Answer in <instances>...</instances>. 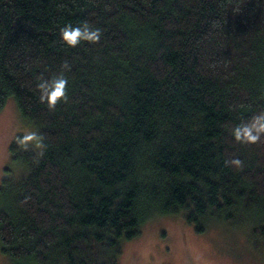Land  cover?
<instances>
[{
    "label": "trees",
    "instance_id": "obj_1",
    "mask_svg": "<svg viewBox=\"0 0 264 264\" xmlns=\"http://www.w3.org/2000/svg\"><path fill=\"white\" fill-rule=\"evenodd\" d=\"M9 99L34 130L0 183L10 264H119L163 217L264 242V0H0Z\"/></svg>",
    "mask_w": 264,
    "mask_h": 264
},
{
    "label": "rangeland",
    "instance_id": "obj_2",
    "mask_svg": "<svg viewBox=\"0 0 264 264\" xmlns=\"http://www.w3.org/2000/svg\"><path fill=\"white\" fill-rule=\"evenodd\" d=\"M24 127L14 99L0 113V183L15 139L32 135ZM0 264H10L0 254ZM119 264H264V242L248 221L215 225L197 234L180 217H163L141 228L139 238L122 244Z\"/></svg>",
    "mask_w": 264,
    "mask_h": 264
},
{
    "label": "clouds",
    "instance_id": "obj_3",
    "mask_svg": "<svg viewBox=\"0 0 264 264\" xmlns=\"http://www.w3.org/2000/svg\"><path fill=\"white\" fill-rule=\"evenodd\" d=\"M81 36L80 29H76L72 31V33L69 35L68 31L65 30V35L64 38L71 44H75L77 42V38ZM83 38L89 39V40H96L99 38L98 33H92L89 35L87 31L84 32ZM65 81L60 80L59 82L56 83L55 85V90L52 92L51 95V100L55 102L62 94V90L64 88ZM250 139H255V137H249ZM28 139H33V136H29Z\"/></svg>",
    "mask_w": 264,
    "mask_h": 264
}]
</instances>
